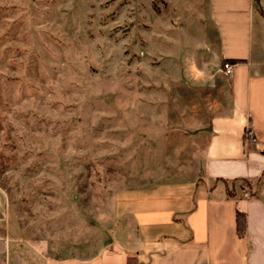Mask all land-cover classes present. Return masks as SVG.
<instances>
[{
  "label": "rangeland",
  "instance_id": "rangeland-1",
  "mask_svg": "<svg viewBox=\"0 0 264 264\" xmlns=\"http://www.w3.org/2000/svg\"><path fill=\"white\" fill-rule=\"evenodd\" d=\"M208 10L0 0V264L97 253L126 220L120 191L203 175L186 132L230 110Z\"/></svg>",
  "mask_w": 264,
  "mask_h": 264
},
{
  "label": "crops",
  "instance_id": "crops-1",
  "mask_svg": "<svg viewBox=\"0 0 264 264\" xmlns=\"http://www.w3.org/2000/svg\"><path fill=\"white\" fill-rule=\"evenodd\" d=\"M206 1L219 62L232 64L233 75L220 66L229 112L186 132L199 144L203 175L120 191L115 214L126 220L114 224L110 243L47 264H264V0ZM249 128L253 144L244 138ZM225 181L248 182L253 195L227 198ZM236 209L246 214L243 238Z\"/></svg>",
  "mask_w": 264,
  "mask_h": 264
},
{
  "label": "trees",
  "instance_id": "trees-1",
  "mask_svg": "<svg viewBox=\"0 0 264 264\" xmlns=\"http://www.w3.org/2000/svg\"><path fill=\"white\" fill-rule=\"evenodd\" d=\"M225 62H227V60H223L222 64ZM224 184H225L226 197L233 198L234 194H232L231 189H229L228 182L225 181ZM235 229H236V234L239 238H243L246 235V214L243 211L237 209L235 214Z\"/></svg>",
  "mask_w": 264,
  "mask_h": 264
},
{
  "label": "built area",
  "instance_id": "built-area-1",
  "mask_svg": "<svg viewBox=\"0 0 264 264\" xmlns=\"http://www.w3.org/2000/svg\"><path fill=\"white\" fill-rule=\"evenodd\" d=\"M223 73L227 78H232L233 71H232V64L229 62H225L222 64ZM244 138L248 141L249 144H253L255 142V137L252 131L247 129L244 133Z\"/></svg>",
  "mask_w": 264,
  "mask_h": 264
}]
</instances>
